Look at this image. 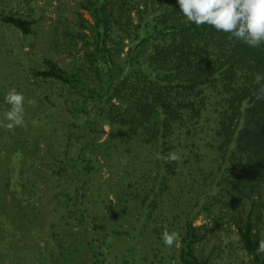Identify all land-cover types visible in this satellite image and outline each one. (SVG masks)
Listing matches in <instances>:
<instances>
[{"label": "trees", "instance_id": "16d2710c", "mask_svg": "<svg viewBox=\"0 0 264 264\" xmlns=\"http://www.w3.org/2000/svg\"><path fill=\"white\" fill-rule=\"evenodd\" d=\"M80 5L91 20L80 16L78 59L26 69L8 29L30 33L32 20L0 4V121L10 88L25 97L24 125L0 126V264L31 237L45 174L60 205L51 233L67 244L86 238L81 251L45 248L41 264H209L201 244L218 223L236 228L248 264H264V80L254 79L264 75V44L197 27L177 0ZM38 80L62 87L42 112L27 103ZM52 106L65 129L39 153L35 130ZM99 124L109 125L103 139ZM173 151L178 161L155 158ZM200 214L210 221L195 224ZM165 228L180 233L178 246H165ZM85 252L90 262H80Z\"/></svg>", "mask_w": 264, "mask_h": 264}, {"label": "rangeland", "instance_id": "374dc122", "mask_svg": "<svg viewBox=\"0 0 264 264\" xmlns=\"http://www.w3.org/2000/svg\"><path fill=\"white\" fill-rule=\"evenodd\" d=\"M80 1L0 0V4L6 10L18 11L32 20V31L30 33L23 34L10 27L8 29L16 55L22 60L26 69L31 66H42V60L45 57L56 60L66 68H69L72 62L78 59L82 53V48L80 41L74 34L79 29L80 16L91 20L87 11L81 7ZM35 89L37 90L36 97H34L33 91L31 99L36 101L35 106L40 112L48 104V98L44 96L48 94L49 98L58 100L56 95L62 91L61 85L51 80L36 81ZM63 115H60V109L57 106L56 108L52 106L50 116L44 117L43 123L36 127V134H42L36 141L39 153L47 145L46 137L49 139L50 148L58 146L65 129L63 122L65 117ZM98 128L99 137L103 139L109 130V125L99 124ZM97 175H99L98 181H101L107 177L108 173L103 167ZM48 177L45 174L39 178L43 195L38 198V215L34 224H32L33 233L30 234L31 237L21 240L19 247L2 264H41L45 248L50 249L52 247L51 250L56 248L57 251L58 244H62L64 247L72 244L70 247L76 246L79 248L78 251L82 250V242L86 238L82 233H79L76 238L72 235L71 238L66 239L68 244L61 240V236L51 233L53 222L56 220L55 218L53 219V215L60 205L58 200L52 196L54 190L53 178L50 179ZM248 206L249 203L246 204L245 208L247 209ZM257 210L258 207L255 211ZM261 211L264 212V207L263 209L261 208ZM210 219L200 214L194 219V223L199 224L204 221H210ZM256 220L263 228L264 237V217L262 221L260 219ZM201 253L204 257H208L209 264H248L250 258V255L241 247L238 241L236 228L233 225L228 226L227 223L216 224L215 232L209 235L201 244ZM115 254L116 252L111 251L107 258L113 262L117 261ZM83 256L80 262H90L88 253L85 252ZM76 261L78 262V256ZM172 264L181 263L174 259Z\"/></svg>", "mask_w": 264, "mask_h": 264}, {"label": "clouds", "instance_id": "9594fccd", "mask_svg": "<svg viewBox=\"0 0 264 264\" xmlns=\"http://www.w3.org/2000/svg\"><path fill=\"white\" fill-rule=\"evenodd\" d=\"M177 2L187 20L197 27L207 24L217 31L230 33L253 48L264 44V0H177ZM254 79L259 84L264 80V75L256 74ZM260 93H264V87L260 89ZM257 98L264 99V95H258ZM4 99L10 105V109L4 113L0 126L8 130L23 126L24 94L13 87L9 89ZM27 103L35 105L36 101L29 99ZM155 158L168 163L178 161L180 156L173 151L167 156L156 153ZM180 239V233L175 230L169 231L165 228L162 233L166 247L178 246ZM260 250L264 251V242Z\"/></svg>", "mask_w": 264, "mask_h": 264}]
</instances>
